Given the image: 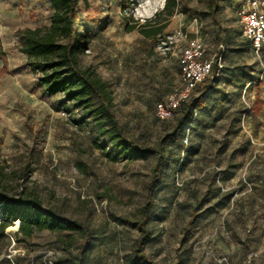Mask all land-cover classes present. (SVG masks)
Returning a JSON list of instances; mask_svg holds the SVG:
<instances>
[{"label":"rangeland","instance_id":"1","mask_svg":"<svg viewBox=\"0 0 264 264\" xmlns=\"http://www.w3.org/2000/svg\"><path fill=\"white\" fill-rule=\"evenodd\" d=\"M177 1L166 27L148 37L127 31V17L156 26L167 19L156 15L166 0H79L90 47L80 64L107 83L116 118L143 145H156L176 121L178 115L159 118L156 104L183 87L187 42L198 38L207 57L218 49L210 0ZM241 2L219 1L227 38L219 82L180 140L163 151L149 212L153 238L144 246L154 264H264V54L242 35ZM53 12L50 0H0V183L9 194L32 193L90 225L94 240L81 264H144L134 256L136 210L156 155L107 157L104 150L118 154L94 115L41 87L17 31L49 25ZM18 221L0 229V264H77V233L44 230L24 238L13 228Z\"/></svg>","mask_w":264,"mask_h":264},{"label":"trees","instance_id":"2","mask_svg":"<svg viewBox=\"0 0 264 264\" xmlns=\"http://www.w3.org/2000/svg\"><path fill=\"white\" fill-rule=\"evenodd\" d=\"M219 1L210 0V14L217 25L216 60L222 55V47L227 43L226 30L217 19ZM50 2L54 8L50 24L44 27L19 29L18 42L22 51L27 54L32 70L40 73L39 84L47 93L62 94L66 102H75L78 108L88 110L90 115H94L100 133L108 138L109 144L118 154L111 156L109 151L104 150L107 157L116 160L122 156L135 161L150 154L156 155L151 169V178L146 184V200L136 210L135 225L140 237L136 241L134 251L137 260L144 264H154L145 254L144 246L153 238V233L148 227L149 212L155 199L156 189L163 178V168L167 160L163 151L171 144L178 142L185 129L194 121L196 109L203 104L208 94L216 89L224 67L219 68L217 63L214 65L212 74L201 81L190 99L183 102L176 110L173 117L174 119L178 115L176 121L158 139L156 145H143L129 138L124 126L116 118L107 83L90 69L82 68L80 64V57L90 47L87 34L81 28L83 18L80 16L79 0H50ZM129 2L130 0H122L124 6ZM178 6L177 0H166L164 9L156 15L167 13V19L152 27L139 25L135 20L130 22V19H134L130 14L124 28L127 31L137 28L145 36H156L166 27L167 20L178 11ZM101 10L98 7V12ZM88 19L91 21L94 17ZM228 36L230 38V35ZM247 42L250 43L248 40ZM255 102L258 105L261 103L259 98ZM0 216L2 217L1 231L12 225L13 221L19 220L17 235H22L24 238L44 230L77 233L81 239L76 256L77 264L82 263L83 257L92 247L95 233L90 225L64 217L55 209L45 206L41 199L32 193L9 194L1 183Z\"/></svg>","mask_w":264,"mask_h":264},{"label":"built area","instance_id":"3","mask_svg":"<svg viewBox=\"0 0 264 264\" xmlns=\"http://www.w3.org/2000/svg\"><path fill=\"white\" fill-rule=\"evenodd\" d=\"M261 7L262 0H243L238 10L243 36L257 54H264V11ZM216 63L219 68L224 67L222 55L217 60L207 57L202 41L198 38L189 40L180 57L183 87L166 102L156 104V115L165 120L173 118L181 104L190 99L197 85L212 74Z\"/></svg>","mask_w":264,"mask_h":264},{"label":"crops","instance_id":"4","mask_svg":"<svg viewBox=\"0 0 264 264\" xmlns=\"http://www.w3.org/2000/svg\"><path fill=\"white\" fill-rule=\"evenodd\" d=\"M50 18H51V16H50ZM29 27H32V26H29ZM34 28V27H33ZM215 31L216 30H214V36H215ZM242 32V31H241ZM243 35V34H242ZM244 37V36H243ZM244 39L247 41V39L244 37ZM26 57H28V56H26ZM40 77V76H39ZM38 81H39V78H38ZM42 87V86H41ZM43 88V87H42ZM44 89V88H43Z\"/></svg>","mask_w":264,"mask_h":264},{"label":"bare ground","instance_id":"5","mask_svg":"<svg viewBox=\"0 0 264 264\" xmlns=\"http://www.w3.org/2000/svg\"><path fill=\"white\" fill-rule=\"evenodd\" d=\"M15 230H17L19 228V221L17 222V226L13 227Z\"/></svg>","mask_w":264,"mask_h":264}]
</instances>
